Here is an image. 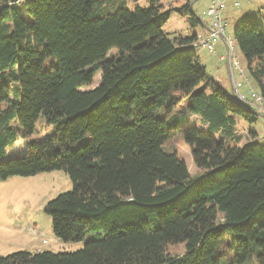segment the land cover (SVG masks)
<instances>
[{
	"label": "trees",
	"instance_id": "obj_1",
	"mask_svg": "<svg viewBox=\"0 0 264 264\" xmlns=\"http://www.w3.org/2000/svg\"><path fill=\"white\" fill-rule=\"evenodd\" d=\"M116 2L0 0V180L65 172L72 190L44 212L57 238L85 242L72 253L18 251L0 264H264V146L254 131L239 146L235 131L236 117L259 116L220 87L206 92L215 83L199 64L197 34L162 32L173 11L202 25L190 0L169 11L159 0L134 11ZM235 24L233 40L264 97V14ZM99 73V86L82 90ZM183 101L209 132L156 116ZM41 117L53 134L5 161ZM177 134L198 177L165 150ZM179 244L182 256L168 253Z\"/></svg>",
	"mask_w": 264,
	"mask_h": 264
},
{
	"label": "rangeland",
	"instance_id": "obj_2",
	"mask_svg": "<svg viewBox=\"0 0 264 264\" xmlns=\"http://www.w3.org/2000/svg\"><path fill=\"white\" fill-rule=\"evenodd\" d=\"M118 1L123 2L125 7L132 11L136 8H147L151 3V0ZM190 1L191 5L194 7L193 9L196 11V16L200 17L203 21H210V18L206 15V10L211 0ZM107 2H109V5L113 4L111 3L113 0H107ZM159 2L163 6L164 11H169L180 8L187 2V0H159ZM239 2L240 7L234 8V17H237L239 14L243 15V11L247 5L251 6L248 11L253 14H264V0H239ZM114 11L115 10H110L111 13ZM226 14L227 11H225L223 15L226 17ZM232 16L233 15H230V17ZM227 23V34L233 39V28L236 24L232 18H228ZM194 29L195 28L190 27L184 16L173 11L170 20L162 28V32L171 37H174L175 35L187 37L197 34L198 40L206 36L202 37L203 34H201V31H198L202 30V28ZM194 49L198 56L199 64L202 67H205L209 78L215 83V85H211L207 89L205 88L208 94L216 89V87H220L228 97L234 100L232 86L233 80L235 81V85L241 84L240 91L241 93H245V95H248L251 90L258 92V85L255 81L249 78L246 61L240 53L235 41L234 57L236 60L234 61L239 62L244 72L243 75L240 74L239 68L235 64L232 69L234 70V76L231 75L227 66L228 62L226 55L222 56V61H220L219 53L213 55L198 47H195ZM116 54V50L111 51L108 59ZM100 82L101 74L99 73L95 76L93 85L88 88H82V90L94 89L99 86ZM200 88H204V86H200ZM13 98H15L14 94ZM5 106L6 104H3L2 107L4 108ZM187 106L188 102L183 101L172 113H168L167 110H162L159 111L156 116L161 119L177 121V126L181 130L194 128L205 133L209 132V125L205 123L200 116L191 114L188 111ZM235 131L243 140L246 138L251 139L252 135L250 134V131H254L258 136L255 140L264 146L263 117L257 118L255 123H249L242 118L236 117ZM53 132L54 127L48 125L43 117L39 118L35 125V132L33 135L25 139L22 134H18L16 142L7 148L4 160L7 161L11 158L24 157L29 143L42 141L51 136ZM215 138L217 141H221L219 134H215ZM226 141L229 142L230 146H235L236 143L240 142V140H237L239 142H236V139H227ZM165 150L169 153L176 152L186 162L189 173L192 177H198L203 173L195 167L191 149L184 142L181 134H177L169 139L165 144ZM59 151V147L55 146L53 149L46 150L44 156L46 158H52L57 155ZM72 188L73 185L69 176L63 171L46 172L33 177L15 176L5 181L0 180V257L18 251H28L32 253L46 251L53 253H72L82 249L85 242H64L57 238L52 229V220L44 212V207L51 200L55 199L60 194L71 191ZM86 239H90V236H87ZM219 249L225 251L226 247L223 245ZM168 253L174 256H182L185 253V245L179 244L169 246Z\"/></svg>",
	"mask_w": 264,
	"mask_h": 264
},
{
	"label": "built area",
	"instance_id": "obj_3",
	"mask_svg": "<svg viewBox=\"0 0 264 264\" xmlns=\"http://www.w3.org/2000/svg\"><path fill=\"white\" fill-rule=\"evenodd\" d=\"M226 5L227 0H211L206 10V15L210 18L211 29L213 31L209 32L204 38L198 40V42L194 44V47H198L216 55L218 45L223 43L227 51L226 58H228V55L231 58L232 69L234 68V64L237 65L240 74L243 75L244 72L239 62L234 61L236 60L234 57V41L232 37L227 34L228 23L223 16ZM233 5L235 8L240 7L239 0H234ZM235 87L238 101L264 116V97L259 92L253 90L249 91L248 95L239 93L238 89L241 87V84H236Z\"/></svg>",
	"mask_w": 264,
	"mask_h": 264
},
{
	"label": "crops",
	"instance_id": "obj_4",
	"mask_svg": "<svg viewBox=\"0 0 264 264\" xmlns=\"http://www.w3.org/2000/svg\"><path fill=\"white\" fill-rule=\"evenodd\" d=\"M233 3H234V0H229V1H227V5H226V9H225V11H227V14H226V17H225V15H223L224 16V19L228 22V18H232L233 20H234V22L236 23L240 18H242L247 12H250V11H248V10H250V8H251V6L250 5H247V6H245V9H244V11H243V15H238L237 17H234V15H235V12H233L234 11V5H233ZM208 6H209V4H208ZM192 8H194L193 6H192ZM208 8V7H207ZM234 14H233V13ZM230 15H233L232 17H230ZM237 18V19H236ZM199 19L201 20V18L199 17ZM201 23H202V25H199V27H196V28H198V29H201L202 28V30H198V31H201V34H203L202 35V37L203 36H205V35H207L209 32H210V28H211V23H210V21L208 20V22H206V21H203V20H201ZM195 28V29H196ZM194 29V30H195ZM201 39V38H200ZM218 50H219V52H218ZM219 53V56H220V61H222L221 59H222V56H224V55H226L227 54V51H226V48H225V45L223 44V43H220L219 45H218V47H217V54ZM232 74H233V76H234V70H232ZM241 88V87H240ZM240 88L238 89L239 90V93H241V91H240ZM241 94H244L245 95V93H241ZM233 95H236L235 94V90H233ZM257 139V138H256ZM250 142H252V138L251 139H241V142H240V144H239V146H241V145H243V144H248V143H250Z\"/></svg>",
	"mask_w": 264,
	"mask_h": 264
},
{
	"label": "water",
	"instance_id": "obj_5",
	"mask_svg": "<svg viewBox=\"0 0 264 264\" xmlns=\"http://www.w3.org/2000/svg\"><path fill=\"white\" fill-rule=\"evenodd\" d=\"M192 6L193 5H191V9H192ZM213 30L210 28V32H212ZM227 66H228V69H229V71L231 72V75H233L232 74V63H231V58H230V56L228 55V58H227ZM232 77V76H231ZM232 86H233V90H235V94H236V87H235V81L233 80V82H232ZM235 97H237V95H234V98ZM256 115H258L259 117H263L264 118V116L262 115V114H260V113H258V112H256Z\"/></svg>",
	"mask_w": 264,
	"mask_h": 264
}]
</instances>
